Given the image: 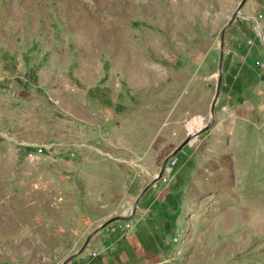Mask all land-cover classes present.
Returning <instances> with one entry per match:
<instances>
[{
  "label": "rangeland",
  "instance_id": "obj_1",
  "mask_svg": "<svg viewBox=\"0 0 264 264\" xmlns=\"http://www.w3.org/2000/svg\"><path fill=\"white\" fill-rule=\"evenodd\" d=\"M240 1L0 0V264H61L115 218L69 264H264V0L131 215L210 121Z\"/></svg>",
  "mask_w": 264,
  "mask_h": 264
},
{
  "label": "water",
  "instance_id": "obj_2",
  "mask_svg": "<svg viewBox=\"0 0 264 264\" xmlns=\"http://www.w3.org/2000/svg\"><path fill=\"white\" fill-rule=\"evenodd\" d=\"M247 0H241L232 16V18L230 19V21L227 23V25L224 28V31L221 33L220 35V55H219V69L217 72V76H216V86H215V92L213 95V98L211 100V107H210V121L200 127L197 131L193 132V133H188L186 139H184V141L180 144H178V146L171 152V154L168 155V157L164 160L159 174L157 175V177L153 180L154 182H152L150 185L146 186L145 189L140 193L139 197L137 198V200L135 201V203L133 204L132 207V211H131V215H133L137 209V203L138 201L141 199V197H143V195L154 185L156 184L158 181H160L161 176L163 175L164 171H165V167L169 161V159H171L172 157L175 156L176 153H178L179 151L181 152L185 147L191 145L193 143V140L199 136L201 133L205 132L211 125L214 119V111H215V107H216V103L218 101L219 98V93H220V89H221V81H222V65H223V50H224V35L225 32H227L230 27L233 25V23L235 22L236 18L241 17V11L243 9V6L245 5ZM131 219V218H130ZM129 219L126 218H115L111 221H108L105 224L100 225L96 230L93 231V233L91 235H89L87 237V239L84 241L81 249L73 256H70L69 258H67L66 260H64L61 264H69L72 260H74L76 258V256L81 255L85 248L87 247L90 239L93 237L94 234H97L99 231H101L102 229L106 228L107 226H109L112 223H116V222H126Z\"/></svg>",
  "mask_w": 264,
  "mask_h": 264
},
{
  "label": "crops",
  "instance_id": "obj_3",
  "mask_svg": "<svg viewBox=\"0 0 264 264\" xmlns=\"http://www.w3.org/2000/svg\"><path fill=\"white\" fill-rule=\"evenodd\" d=\"M249 50H251V49H250V48H246V52H248ZM149 190H150V189H149ZM149 190H148V191H149ZM148 191L143 195L144 197L146 196V194L148 193ZM141 198H142V197H141ZM99 232H100V231H99ZM99 232H98V233H99ZM98 233H97V234H98ZM99 236L103 237V243H104V242H106L105 240H107V238H109V237H111V236H113V235H112V234H107L106 231H104V232L100 233ZM99 236H98V237L96 236L95 240L99 239ZM90 240H91V239H90ZM95 240H94V241H95Z\"/></svg>",
  "mask_w": 264,
  "mask_h": 264
},
{
  "label": "built area",
  "instance_id": "obj_4",
  "mask_svg": "<svg viewBox=\"0 0 264 264\" xmlns=\"http://www.w3.org/2000/svg\"><path fill=\"white\" fill-rule=\"evenodd\" d=\"M171 163V165H174V161H171L170 162ZM109 226H107L106 228H104L103 230H106V233L107 234H113L114 232H115V230H114V228L113 227H110V228H108Z\"/></svg>",
  "mask_w": 264,
  "mask_h": 264
}]
</instances>
